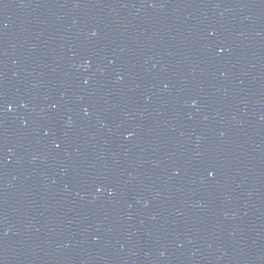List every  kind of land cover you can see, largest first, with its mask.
Masks as SVG:
<instances>
[{"label": "water", "instance_id": "1", "mask_svg": "<svg viewBox=\"0 0 264 264\" xmlns=\"http://www.w3.org/2000/svg\"><path fill=\"white\" fill-rule=\"evenodd\" d=\"M0 264H264V0H0Z\"/></svg>", "mask_w": 264, "mask_h": 264}]
</instances>
